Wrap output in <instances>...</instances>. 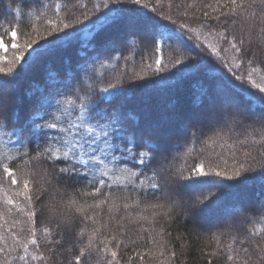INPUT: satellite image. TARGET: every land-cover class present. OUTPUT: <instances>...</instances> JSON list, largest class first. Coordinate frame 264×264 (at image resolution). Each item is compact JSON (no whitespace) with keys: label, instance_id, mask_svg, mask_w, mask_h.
Instances as JSON below:
<instances>
[{"label":"snow or ice","instance_id":"6c2138e0","mask_svg":"<svg viewBox=\"0 0 264 264\" xmlns=\"http://www.w3.org/2000/svg\"><path fill=\"white\" fill-rule=\"evenodd\" d=\"M0 16V264H187L193 248L194 264H264V196L246 195L264 185V0H8ZM73 46L82 63L46 71L18 125L22 82ZM148 83H186L195 115L170 98L138 118ZM181 218L217 231L190 245Z\"/></svg>","mask_w":264,"mask_h":264},{"label":"trees","instance_id":"16d2710c","mask_svg":"<svg viewBox=\"0 0 264 264\" xmlns=\"http://www.w3.org/2000/svg\"><path fill=\"white\" fill-rule=\"evenodd\" d=\"M3 4H7L8 0H0ZM33 0H24L25 5H28L32 3ZM81 3H88V0H80ZM181 0H176V3H180ZM89 7H91V4H88ZM27 10V9H26ZM3 17L0 16V19ZM178 18V17H177ZM8 19H11V16L8 17ZM31 19L25 17L23 20V23L21 24V27L25 31L31 30ZM120 33H111L110 35L106 37H102L97 43L98 45L103 44L106 40L112 39L117 40L121 39ZM133 38H129V48H132V41ZM8 42L6 38V43ZM128 48L124 49L123 55H128ZM91 55V53H89ZM121 53H115L114 55H119ZM144 55L143 53H134L133 61L130 63L134 64L136 67V70L139 71L142 67L141 64V56ZM193 56L197 55V50H193L192 52ZM65 61L68 62V64L65 63ZM78 62L82 63V58L80 56V48L79 46H73L71 48H68L63 51H59L55 53L53 56L49 57L45 61V66H41L40 68L36 69L32 74H30L21 84L20 92L18 100L15 102V107L18 115V125H22L33 113L34 105L37 102V98L40 95V89H43L45 91V94L48 91V84L45 80V72L46 71H54L60 74L61 77L64 76L66 73V69L68 65L75 66ZM148 59L145 55L144 63H148ZM121 65H123V61L120 62ZM216 65H213L215 67ZM104 71V70H102ZM150 79H158V76H152L149 72ZM185 84L178 85L175 88H168L165 84H159L152 85L151 83H148L146 85L140 86L136 89H134L135 95L131 96L130 102L133 104V108L135 111V114L138 118L142 119V113L148 112L152 116H155L156 113L158 114L160 112L159 105H161V111L165 113L167 109V104L169 102V99L172 98L175 100L177 105L181 108L182 114L185 116H193L195 113L191 111V109L188 107L189 104V95H190V87ZM188 89V90H187ZM29 92H34V95L30 96L28 95ZM156 98H155V97ZM158 96L160 98H158ZM157 99V100H154ZM154 100V101H153ZM258 111V110H257ZM154 113V114H153ZM161 113V112H160ZM136 123V121H129V127L133 126ZM168 129V128H167ZM166 129V130H167ZM231 143V141H229ZM34 146V145H33ZM225 149H222L224 155L226 157L228 156V153L230 152V149L225 145ZM197 149H199L200 145L196 146ZM218 145L212 146L209 151L213 154L215 152H218ZM221 150V149H220ZM181 151H184V149H181ZM255 154V153H254ZM215 158V157H214ZM258 167V165H256ZM250 175L253 173H249ZM260 181L258 180L255 185L250 186L247 191L246 195L249 199L255 200L257 199V204L259 203V200L261 199L260 196H264V185H259ZM38 207H40L38 205ZM145 226L147 227V223H145ZM136 225H132V228H135ZM193 225L186 221L185 219L181 218L179 223L176 225L169 226V230L173 232V236H176L178 234H182L184 242L188 244H201L203 241L200 239V232H202V229H198L197 231L193 232ZM213 229V228H211ZM189 233H191V238L189 239ZM178 246V245H177ZM126 258V257H125ZM199 258V251L195 248L191 249L189 253L185 254V256L181 257V259L185 260L187 264H194L195 260Z\"/></svg>","mask_w":264,"mask_h":264},{"label":"rangeland","instance_id":"374dc122","mask_svg":"<svg viewBox=\"0 0 264 264\" xmlns=\"http://www.w3.org/2000/svg\"><path fill=\"white\" fill-rule=\"evenodd\" d=\"M187 88H189V87H187ZM188 90V89H187ZM161 105H159V110H160V112L157 114L156 113V115L155 116H152L154 119H159L160 117H161V115L162 114H164V112L163 111H161ZM154 114V113H153ZM195 115V114H194ZM193 115V116H194ZM167 127L164 129L165 131H175V129L174 128H168L167 130ZM225 147L226 146H224L223 148H221L219 145H218V149L217 150H219L218 152H220V151H223L222 149H225ZM221 149V150H220ZM227 154H225V156H226ZM229 163H231V160H229ZM259 185H261V182H259L258 183ZM217 225H218V222L216 221V220H211L208 224H207V229H202V231H206V230H209L210 229V231H212V232H215V231H217ZM211 228H213V229H211Z\"/></svg>","mask_w":264,"mask_h":264},{"label":"bare ground","instance_id":"6f19581e","mask_svg":"<svg viewBox=\"0 0 264 264\" xmlns=\"http://www.w3.org/2000/svg\"><path fill=\"white\" fill-rule=\"evenodd\" d=\"M154 97H155V96H154ZM155 98H156V97H155ZM158 98H160V97L158 96ZM154 100H157V99H154ZM154 100H153V101H154Z\"/></svg>","mask_w":264,"mask_h":264}]
</instances>
